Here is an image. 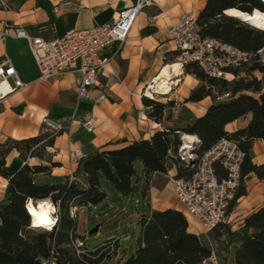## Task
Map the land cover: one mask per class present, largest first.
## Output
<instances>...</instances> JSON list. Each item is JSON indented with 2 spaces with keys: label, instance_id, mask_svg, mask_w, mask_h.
Segmentation results:
<instances>
[{
  "label": "crops",
  "instance_id": "crops-1",
  "mask_svg": "<svg viewBox=\"0 0 264 264\" xmlns=\"http://www.w3.org/2000/svg\"><path fill=\"white\" fill-rule=\"evenodd\" d=\"M5 1L9 10L0 9V33L4 26L8 25L11 28H22L30 36L44 40L61 37L69 30H85L108 24L118 12L130 7L134 2V0ZM206 1L154 0L152 7L137 16L122 51L116 59L106 65L102 74L98 76L96 85L90 90L89 99L86 100L77 99L78 74H66L45 83L38 82L36 80L38 70L28 42L15 38L12 32L6 37H0V64L9 61L17 71L19 79L26 84L23 90L7 97L0 104V143L8 139L23 140L46 133V126L42 124L43 118L73 122L71 133L57 134L52 147L47 148L51 161L56 163L57 167L51 168L46 176L36 175L34 180L37 184L64 182L71 169L78 177H82L84 184L82 187H86V176L81 170V162L76 166H70L69 152L75 151L84 159L97 151L119 150L134 142L149 140L156 131L164 127L175 128L177 118L189 123L203 116L212 102L210 98L195 103L185 102L191 91L199 86V81L192 75H185L182 69L179 76L173 78V81L178 82L167 95L169 101L175 103L170 119H163L160 124L150 119L148 114L151 110L145 106L140 94L163 66L173 65L178 61L175 46L169 35L170 26L187 13L198 15ZM261 57L264 59V56ZM255 76L261 79L260 74L256 73ZM87 116L95 118V128L91 132L86 131L81 125V120ZM250 120L251 115H247L227 124L225 131L234 133L244 129ZM40 162L46 165L44 161ZM252 162L257 166L264 165V143L261 141L253 142ZM5 163V169L11 173L19 171L24 164L40 165L35 158L21 160L15 150L9 153ZM135 169L136 177L133 182L135 190L129 196L117 193L109 182L101 181V189L105 196L104 187L114 192L113 201L108 205V209H112L116 234L106 237L98 246L109 239L117 241L115 256L108 264H123L135 253L141 231L137 221L141 215L150 211L169 209L179 211L188 222V233L208 238L211 232L205 234L201 224L183 211L174 199V193L170 195V199L160 197L154 184L159 179L166 178V175H152L147 182L140 162L136 164ZM216 171L218 175L224 176L220 167L216 166ZM168 174L175 175L176 170L172 169ZM0 179L3 180L0 181L2 203L8 183L7 180ZM239 190L244 191L243 195L233 201L229 209L231 219L229 228L232 232L240 231L244 227L245 219L264 207V181H260L253 174L246 175ZM139 192L141 200L137 196L134 197V194ZM130 201H134L137 212H131ZM104 209L105 207H102V210ZM77 214L74 219L76 232L85 236L86 231L80 233L78 230ZM126 237L128 240L121 242Z\"/></svg>",
  "mask_w": 264,
  "mask_h": 264
},
{
  "label": "trees",
  "instance_id": "trees-1",
  "mask_svg": "<svg viewBox=\"0 0 264 264\" xmlns=\"http://www.w3.org/2000/svg\"><path fill=\"white\" fill-rule=\"evenodd\" d=\"M231 9L248 14L255 10L264 13V3L261 0H207L197 15L199 34L250 54V62L234 70L231 81L208 77L195 65H184L183 73L200 82L185 102L195 103L210 98L212 104L205 114L183 128L164 127L149 140L134 142L119 150L97 151L82 159L80 167L86 175V187L36 184V175L57 167L51 160H48L49 166L24 164L13 173L5 169L6 157L13 150L23 161L27 158L44 161L34 153L36 146L40 145L42 150L52 147L57 134H41L23 140L8 139L0 143V178L8 183L4 201L0 203V264H40L39 258L47 256L52 242L58 248L57 264H104L110 255V248L104 246L88 251L80 258L75 255L71 241L84 237L76 232L75 221L69 216L70 206L99 205L105 197L101 189L102 180L109 182L117 193L131 195L135 190L133 182L138 162L143 166L147 182L152 175H167L172 169L176 170V177L190 176L193 169L187 168L178 157L183 145L182 135L196 138L191 145L198 158L222 138L235 140L245 153L242 179L253 174L264 181V165L257 166L252 162L253 142L264 143V60L260 56L264 50V31L226 16L225 11ZM256 73L261 75V79L255 76ZM225 97V101H220ZM143 101L151 109L149 118L158 124L166 119V111L175 107L173 101L166 104L145 98ZM247 115H251V120L244 129L234 133L225 131L227 124ZM243 193L239 190L234 202ZM29 200L60 202L57 229L31 236L33 232L27 230L30 220L25 209ZM137 225L141 230L138 248L123 264H198L209 256V247L200 237L188 233V222L179 211H150L140 216ZM214 232L219 235L215 237ZM211 234L217 243L225 236L227 244L237 245L235 264H264V207L248 216L240 231L218 227Z\"/></svg>",
  "mask_w": 264,
  "mask_h": 264
},
{
  "label": "built area",
  "instance_id": "built-area-1",
  "mask_svg": "<svg viewBox=\"0 0 264 264\" xmlns=\"http://www.w3.org/2000/svg\"><path fill=\"white\" fill-rule=\"evenodd\" d=\"M153 5L154 0H134L130 7L118 12L108 24L85 30H69L63 36L51 40L32 37L24 29L11 28L8 25L4 26L0 37H6L12 32L15 38L28 42L38 70L36 79L38 82L45 83L66 74H78L77 99L86 100L89 99V92L96 85L98 76L102 74L106 65L116 59L122 51L137 16ZM0 9L9 10L5 0H0ZM169 35L178 53L181 69L184 65L192 64L211 78L231 81L234 79L232 72L248 64L251 59L250 54L232 45L200 35L197 15L193 13L183 15L177 23L171 25ZM228 76L231 80L227 79ZM150 82L152 83V80ZM150 82L142 89L140 96L154 101L155 98L147 96L148 92H152ZM25 87L26 84L19 79L17 71L9 61L0 64V104ZM72 123H67L65 120L42 119V124L46 126L47 131L53 134H70ZM81 125L86 131L91 132L95 128V118L87 116L81 120ZM182 147L178 153L179 160L187 168L193 169V172L188 177L166 175L176 201L187 215L201 224L205 234L218 227H229L231 225L229 209L241 187V168L245 153L235 140L226 137L220 139L199 158L195 155L191 144L190 148L185 150ZM68 160L70 166H76L81 162L82 157L73 151L69 152ZM216 166L223 170V177L218 176ZM66 184L67 186L78 184L84 186L83 179L71 169ZM47 201L52 206L50 216L53 223L50 229L33 226L29 217L28 231L52 232L57 229L60 202ZM31 203L36 205L38 202L31 200L26 202L27 214L29 213L28 205ZM85 208L95 210L96 207L88 204ZM79 209L75 205L70 206L71 219H75ZM87 238L88 234L84 236V239L76 238L71 241V246L78 258L90 251L85 245ZM115 245L116 241L109 239L101 246L110 248L109 254H111ZM57 249L52 242L47 256L39 258V263L57 264ZM198 264H220V260L216 251L210 246L209 256Z\"/></svg>",
  "mask_w": 264,
  "mask_h": 264
},
{
  "label": "rangeland",
  "instance_id": "rangeland-1",
  "mask_svg": "<svg viewBox=\"0 0 264 264\" xmlns=\"http://www.w3.org/2000/svg\"><path fill=\"white\" fill-rule=\"evenodd\" d=\"M246 24V23H245ZM248 25V24H246ZM250 26V25H248ZM251 27V26H250ZM253 28V27H252ZM262 53L261 56H264V50L261 51ZM262 59V57H261ZM264 60V59H262ZM177 63H179V61H177ZM199 86H200V82H199ZM169 96H158L155 97L154 102H159V103H163L166 104L167 102H169ZM227 98H223L220 101H225ZM219 101V102H220ZM151 110V109H150ZM172 109H169L166 111V119H170L171 118V113ZM191 123V122H189ZM188 122L181 120L180 118H177L176 123H175V128L180 129L183 128L184 126H186L187 124H189ZM44 134H51V132L46 131V133ZM37 149H35L34 153L41 156V158L44 160V162L46 163L45 166H49L48 160L50 159V156L47 153V149L46 150H42L40 145L36 146ZM193 149V148H192ZM196 155V154H195ZM197 156V155H196ZM36 162H38L40 165H44L40 162V160L38 158H35ZM49 172H45L43 173L44 176L48 175ZM35 178V177H34ZM82 178V177H80ZM35 182V180H34ZM37 184V182H35ZM50 184V183H48ZM51 184H66V180L64 182H60V183H51ZM155 187L157 188V190L159 191V195L160 197H162V199H170V195L173 193L171 186L168 184L167 179L166 178H161L159 179L155 184ZM77 186H82L81 184H78ZM104 190L106 191V196L104 198V200L102 201L101 204H99L98 206H96V212L95 210H91L88 208H80L77 214V227L78 230L80 231V233H83L84 231L87 232L88 234V238L86 243V247L89 250L92 249H97V247L101 244V242L109 236H113L116 234L115 231V224L112 221V209H108V205H110L113 201V196L112 193H114L111 189H106L104 187ZM139 197V199L141 200V193L139 192L138 194H134V197ZM175 199V197H174ZM139 202V201H138ZM44 201H39L34 207H41L43 205ZM131 204V212L132 211H138V209L135 206L134 201H130ZM135 206V207H134ZM102 207H105V212H103L104 210H102ZM140 208L142 209V204L140 205ZM97 226H100V228L97 230V232L93 233L90 235V232ZM230 230V228H229ZM223 231V230H221ZM130 232L132 233L133 231ZM43 233V231L40 230H34L33 233L31 234V236H35L37 234H41ZM215 237L217 235H219V233L214 232L213 234ZM213 235L210 233L207 237H201L202 242L210 248V246L216 251L219 260H220V264H235L234 263V252H235V248H236V244H227V238L225 236L222 237V239H220L218 241V243L216 242V240L214 239ZM84 237V235H83ZM128 240V237L124 238L123 240H121V242H126ZM116 247H117V241H116V245L113 249V251L111 252V254L109 255V259H107L104 264H108L109 261L111 260V258L113 256H115L116 253Z\"/></svg>",
  "mask_w": 264,
  "mask_h": 264
},
{
  "label": "bare ground",
  "instance_id": "bare-ground-1",
  "mask_svg": "<svg viewBox=\"0 0 264 264\" xmlns=\"http://www.w3.org/2000/svg\"><path fill=\"white\" fill-rule=\"evenodd\" d=\"M226 16L236 18L243 23H246L253 27L254 29L264 31V13L257 10L253 11L251 14H245L234 9L225 11ZM181 71V66L179 63H174L173 65L163 66L156 77L150 82V88L152 92H148L147 96L155 98L158 96H167L170 94L172 88L177 81H173V78L179 76ZM228 80H231V77H227ZM183 144V150L190 148V144L195 142V137L190 135H182L181 138ZM33 203L28 205L29 217L32 220L33 226L37 228L50 229L53 221L50 216L52 212V206L49 201H44L41 207H34Z\"/></svg>",
  "mask_w": 264,
  "mask_h": 264
},
{
  "label": "water",
  "instance_id": "water-1",
  "mask_svg": "<svg viewBox=\"0 0 264 264\" xmlns=\"http://www.w3.org/2000/svg\"><path fill=\"white\" fill-rule=\"evenodd\" d=\"M261 2L264 3V0H261ZM245 14H248V13H245ZM225 15H226V14H225ZM97 230H98V226L95 227V228L90 232V235L93 234V233H95V232H97Z\"/></svg>",
  "mask_w": 264,
  "mask_h": 264
}]
</instances>
